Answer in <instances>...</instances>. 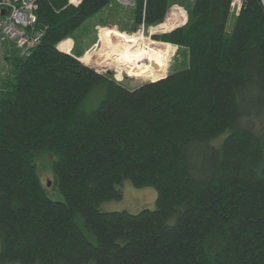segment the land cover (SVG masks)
Segmentation results:
<instances>
[{"label": "trees", "instance_id": "16d2710c", "mask_svg": "<svg viewBox=\"0 0 264 264\" xmlns=\"http://www.w3.org/2000/svg\"><path fill=\"white\" fill-rule=\"evenodd\" d=\"M114 1H42L41 44L8 60L0 264H264L263 1L241 0L229 29L233 0H135V29L174 5L188 21L154 36L178 47L182 69L134 90L58 49ZM101 85L105 98L84 110ZM42 158L63 202L46 193ZM125 180L155 188L156 208L102 211Z\"/></svg>", "mask_w": 264, "mask_h": 264}, {"label": "rangeland", "instance_id": "374dc122", "mask_svg": "<svg viewBox=\"0 0 264 264\" xmlns=\"http://www.w3.org/2000/svg\"><path fill=\"white\" fill-rule=\"evenodd\" d=\"M134 5L135 0L128 4L124 0H115L109 7L105 8L101 13L90 19L80 30H78L73 39L67 40V44H61L59 49L61 51H68L72 46V41L75 48L72 53L81 54L79 59L84 65L89 68L97 70L99 74L105 75L111 79L116 80L123 87L128 90H134L135 88L146 84L148 82H158V80L166 79L171 72H177L182 69V60L177 58L178 47L169 43L156 41L154 36L163 35L172 32L176 28L186 25L188 21V13L179 5H174L168 11L164 23L158 26L146 27L141 25L135 29L134 24ZM241 8L238 10H232L231 17L229 18L228 28L233 27L235 17L240 13ZM187 17V21L184 20ZM173 20L177 23V27L170 31H165V25L168 21ZM184 22V23H183ZM110 31H117L116 38L113 37ZM118 32L122 35L127 34L134 36L141 33L146 39L158 43H164V59L159 64L158 71L150 77L138 74L127 73L120 68L119 63L116 61L114 64H105L109 51L119 42ZM120 34V35H121ZM72 40V41H71ZM74 47V46H73ZM118 47V46H117ZM12 56L14 58H21V51L16 47L10 45ZM118 49V48H117ZM116 51H112L114 59H117ZM99 57L105 62L98 60ZM113 67L110 69V67ZM110 73H107V72ZM8 74V73H7ZM6 74V75H7ZM5 75V76H6ZM3 79V78H2ZM0 79V82L2 81ZM163 80V79H162ZM106 88L104 85L96 87L86 101L83 104V109L86 111L95 110L101 101L105 98ZM1 96V92H0ZM226 134L220 136L216 140V144L220 146L223 142ZM37 162V172L44 184L46 193L50 199L55 202H63L64 198L61 194L58 186V180L53 171V160L44 159ZM50 184V185H49ZM123 193L121 200H111L102 203L100 209L105 212H121L126 211L130 214H138L144 210H154L156 208V201L158 198L157 191L153 187L136 188L129 180H125L119 187ZM94 240V237L91 236ZM1 249V243H0Z\"/></svg>", "mask_w": 264, "mask_h": 264}, {"label": "built area", "instance_id": "2783aa9c", "mask_svg": "<svg viewBox=\"0 0 264 264\" xmlns=\"http://www.w3.org/2000/svg\"><path fill=\"white\" fill-rule=\"evenodd\" d=\"M42 1L46 0H0V79L10 71L8 60L13 57L10 45L21 51V58H27L41 44L46 32L38 18ZM65 1L78 7L84 0ZM124 1L130 4L134 0ZM241 6V0H233L232 10ZM72 50L73 43L68 51H60L71 54Z\"/></svg>", "mask_w": 264, "mask_h": 264}, {"label": "bare ground", "instance_id": "6f19581e", "mask_svg": "<svg viewBox=\"0 0 264 264\" xmlns=\"http://www.w3.org/2000/svg\"><path fill=\"white\" fill-rule=\"evenodd\" d=\"M119 45L116 50L117 59L108 54L106 62L99 57L98 60L105 64H114L116 61L124 72L144 75L151 78L158 71L159 64L164 59L165 45L143 37L141 33L134 36L118 35ZM113 68L112 66L110 69Z\"/></svg>", "mask_w": 264, "mask_h": 264}, {"label": "crops", "instance_id": "0c3cea01", "mask_svg": "<svg viewBox=\"0 0 264 264\" xmlns=\"http://www.w3.org/2000/svg\"><path fill=\"white\" fill-rule=\"evenodd\" d=\"M110 33H111V35L114 34L115 39H117V38H116V33H117V31H110ZM118 34H121V33L118 32ZM114 37H113V35H112V38H113V39H114ZM71 41H72V40H71ZM72 43H73V41H72ZM163 44H164V43H163ZM118 45H119V42H116V44H115L114 47L112 48V51H116L117 48H118V47H117ZM165 45H167V44H165ZM73 46H74V43H73ZM167 46H169V45H167ZM169 47H170V46H169ZM112 51H109L108 54L111 53Z\"/></svg>", "mask_w": 264, "mask_h": 264}, {"label": "water", "instance_id": "95a60500", "mask_svg": "<svg viewBox=\"0 0 264 264\" xmlns=\"http://www.w3.org/2000/svg\"><path fill=\"white\" fill-rule=\"evenodd\" d=\"M263 1V4H264V0H262ZM80 61V60H79ZM81 62V61H80ZM82 63V62H81ZM93 69V68H92ZM96 72H97V70H95ZM97 73H99V72H97ZM107 73H110L109 71L107 72ZM151 83H154V82H151Z\"/></svg>", "mask_w": 264, "mask_h": 264}]
</instances>
